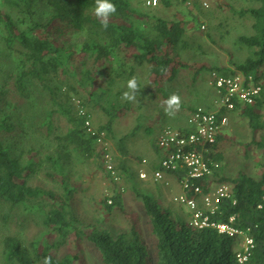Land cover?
<instances>
[{
	"label": "trees",
	"instance_id": "1",
	"mask_svg": "<svg viewBox=\"0 0 264 264\" xmlns=\"http://www.w3.org/2000/svg\"><path fill=\"white\" fill-rule=\"evenodd\" d=\"M257 1L258 4L244 10L252 19L253 32L242 35L241 40L249 47L250 55L244 62L237 64L236 70L231 68H217V70L223 74H232L241 70L253 74L257 81L264 82V75L259 73V67L264 64V0ZM112 2L116 5L117 11L109 18V25L105 29L94 14L95 0H0V25L5 33V41L8 47L15 50L19 59V68L13 77L14 87L25 93L29 88L28 81L38 82L52 98V106L47 110L41 125L46 126L45 138L50 142L53 138L59 141L60 152L46 155V163L53 164L59 173H62L65 167L61 158L71 160V152L78 150L83 157L100 161L98 165L111 176L105 163L104 143L98 141L99 133L89 132L85 124L86 118L90 115L92 124L95 125L93 112L88 105L92 100L100 103L98 96L102 98V93L88 97L86 101H80L86 108L85 116L79 114L78 105L77 111L74 112L73 108H65L72 106L71 96L69 92H66L68 96L65 93L62 95V85H69L68 91L75 89L69 83V75L76 74L79 84L85 85L82 77L78 76L73 61L77 49L84 54H91L96 63L110 57L116 49L127 56H133L137 62L135 72L140 71L142 78L146 81L147 78L150 79L155 86H159L160 82L175 80L179 69L189 67L177 52L180 44L188 46L187 40L184 39L186 29L181 21L154 17L155 23L148 29L144 25L148 14L140 11L130 0H112ZM164 2L168 5L174 2L185 4L193 11L199 9L198 6L189 7L184 0H164ZM38 3H43L48 8L46 18L41 19L36 16L37 13L39 14ZM4 7L7 9H3ZM23 13L28 16L29 20L25 18L28 21L18 19ZM77 33H82L85 40L69 42V37ZM141 66L144 67L143 70ZM114 69L118 78L131 74L134 70L131 68L128 73L126 61L123 59H118ZM87 73L93 84L95 69ZM7 89L8 85L0 87V204L9 205L10 208L16 205L23 206L24 210L31 214L41 213L42 223L57 233V239L52 246H43L38 240L25 242L18 235L3 233L2 220L6 222L10 218L8 212H5L0 215V264H43V259L47 256L52 257V264H84L76 252H68L62 256L56 252L61 245L67 243L71 231H75L78 238H83L98 249L104 264H152V253L140 224L132 217L131 228L127 231L115 232L111 228L99 225H93L90 230H85L80 226L82 220L74 208V189L64 185V192L58 193L28 183V176L39 165L34 155H31L38 152V148L36 143H31L27 144L25 149L17 148L19 151H14L15 142L8 140L6 135L18 127V122L11 102L4 99ZM114 104L115 102H112V105ZM57 106L58 110L62 109L67 115L71 126L67 132L53 137L52 116L54 107ZM263 108L264 95L254 104H237L229 115L236 114L247 118L252 130L257 132L258 129L264 128V124L257 120ZM94 128L98 132L105 130L107 138L113 137V117ZM180 128L186 127L182 125ZM222 134L223 130L216 141L209 144L204 151L220 163L224 158L219 145L223 139ZM30 135L28 132L27 136ZM155 145L158 151L157 143ZM249 145H254L264 153V134L260 137L254 135ZM109 151L111 152L110 148ZM112 156L120 177L123 172L128 177L132 176L133 173L129 170L126 161L120 158L117 162L118 156L113 153ZM142 159L140 158V161ZM262 165L264 167V162ZM159 167L160 162L154 161L148 169ZM220 168L222 169L221 165ZM219 171L215 172L217 177L215 180L231 186L236 203L231 198H226L214 218L222 222H230V218L234 216L232 223L245 230L255 240L251 261L254 264H264V170L256 175L244 170L235 174ZM47 175L55 176L51 172H47ZM166 175L173 176L168 173ZM114 182L118 183L116 180ZM134 188L137 196L143 201L144 211L150 218L157 239V246L155 245L157 264H241L237 260V253L242 249L243 236H230L211 227H194L189 222L187 214L185 217L179 211L172 210L173 207L184 209L183 205L178 203L176 206L171 204L169 207H164L156 197L154 198L138 185ZM111 196L112 203L104 200L107 208L113 209L119 205L120 209L130 217L129 212L122 205V195L116 193Z\"/></svg>",
	"mask_w": 264,
	"mask_h": 264
},
{
	"label": "rangeland",
	"instance_id": "2",
	"mask_svg": "<svg viewBox=\"0 0 264 264\" xmlns=\"http://www.w3.org/2000/svg\"><path fill=\"white\" fill-rule=\"evenodd\" d=\"M130 1L140 11L148 14L147 22L144 20V25L148 29L155 23L154 17L182 22L186 29L184 39L187 40L188 46L180 44L177 52L180 58L189 64V67L179 69L175 80L160 82L159 86H155L150 79L147 78V81L143 79L140 71L135 72L137 62L133 56H127L116 49L110 57L96 63L91 54H84L77 49L73 61L77 74L82 77L85 85L79 84L76 74L69 75V83L75 89L68 91L69 85L63 84L62 95L66 92L70 93L72 106L65 108H73L74 112L77 111L78 100L83 102L102 93V98L98 96L100 103L92 100L88 105L94 115V126L104 124L113 117L114 136L108 138L109 148L116 157L118 156L117 162L120 158L126 161L129 170L133 173L132 176L128 177L123 172L118 183H115L107 171L98 165L100 161L97 162L94 158L87 159L78 150L71 152V160L61 158L65 163L62 173H59L53 164L46 163L47 154L55 155L60 152L58 139L53 138L50 142L45 138L46 126L41 125L47 110L52 106V98L38 82L28 81L29 88L25 93L14 87L13 77L19 68V59L15 50L7 46L1 25L0 87L8 85L4 99L11 102L12 109L16 112L18 127L6 135L8 140L15 142L14 151H19L17 148L25 149L27 144H37L38 152L31 155H34L39 165L28 176V183L58 193L64 192V185L74 189V208L82 220L80 226L85 230H90L93 225H99L111 228L115 232L127 231L131 228L130 218L132 217L140 224L145 241L152 253V264H157L155 255L157 239L153 233L150 218L144 211L143 201L135 193L134 187L138 185L139 188L156 197L164 207H169L171 204L178 205L174 200L177 192L174 191L176 188L167 182V175L157 181L140 179L138 171L146 168L140 158H148L150 168L154 161H159L155 144L164 126L181 127L196 107L215 106L217 92L212 83L213 72H220L217 68L236 70L237 64L244 62L250 55L249 47L241 40L242 35L253 32L252 19L244 10L259 2L257 0H214L211 8L199 7L193 11L185 4L174 2L168 5L164 0H159L156 7H148L146 0ZM37 8L39 14L37 13L36 16L41 19L46 18L48 8L43 3H38ZM25 18L29 20L26 13L18 17L28 21ZM202 24L206 25L205 29L202 28ZM84 40L85 36L82 33L69 37V42ZM118 59L126 61L128 73L131 68H134L133 72L118 78L117 71L114 69ZM94 69L96 76L94 83L91 84L87 71ZM259 73L264 75V64L259 67ZM133 77L136 78L139 86L136 100L134 102L122 100V94L128 91L127 82ZM172 93L179 94L181 106L174 116L169 117L165 115L161 105ZM112 102L115 104L112 105ZM61 110H58V106L54 107L51 126L54 130L53 137L67 132L71 126L67 115ZM257 120L264 124V108L261 109ZM28 132L30 136H27ZM261 134H264V128L254 132L247 118L236 114L229 115V122L223 128V139L219 143L224 153L223 160L219 162L222 169L219 170L226 174H235L244 170L255 175L264 170L262 165L264 153L254 145H249L254 135L260 137ZM47 172L54 173L55 176H49ZM116 193L122 195V205L129 212L130 217L120 209L119 205L113 209L105 205L104 200H108L109 196ZM47 207H49L48 204ZM172 210L179 211L185 217L188 215L186 209L182 207H173ZM5 212H8L10 218L6 222L2 220L3 233L18 235L25 242L38 240L43 246H52L57 239V233L42 223L41 213L31 214L25 211L23 206L16 205L10 208L9 205L2 203L0 215ZM243 245L244 240L242 247ZM56 252L59 256L76 252L84 264H104L98 249L83 238H78L75 231L70 232L67 243L61 245Z\"/></svg>",
	"mask_w": 264,
	"mask_h": 264
},
{
	"label": "built area",
	"instance_id": "3",
	"mask_svg": "<svg viewBox=\"0 0 264 264\" xmlns=\"http://www.w3.org/2000/svg\"><path fill=\"white\" fill-rule=\"evenodd\" d=\"M191 7L210 8L214 0H184ZM159 0H147V5L156 6ZM205 29L206 25L202 24ZM212 83L216 88L217 98L213 107H196L186 119V128L166 125L157 138L158 158L160 167L148 169L150 161L142 159L146 168H141L139 176L142 179L161 180L166 174H172L179 182L182 191L174 196V200L183 205L188 212V220L194 227H211L220 233L230 236H243L244 245L237 253V260L241 264H254L251 259L255 249V240L245 230L230 222H222L214 218L220 211L222 202L231 198L234 203L232 188L228 183L215 180V172L220 163L207 155L204 151L209 144L216 141L225 125L229 122V113L237 104H254L264 95V82L256 80L253 74L241 70L232 74L213 72ZM79 114L87 115L86 108L77 101ZM88 131L98 134V141L105 146L104 157L111 177L119 181L120 175L115 169L112 153L109 151L107 132H98L91 121L90 115L85 121ZM109 203L113 197L109 196Z\"/></svg>",
	"mask_w": 264,
	"mask_h": 264
},
{
	"label": "clouds",
	"instance_id": "4",
	"mask_svg": "<svg viewBox=\"0 0 264 264\" xmlns=\"http://www.w3.org/2000/svg\"><path fill=\"white\" fill-rule=\"evenodd\" d=\"M117 11L116 5L112 0H95L94 14L100 21L103 28L107 29L109 25V18ZM128 91L122 94V100L135 101L136 93L139 91V86L135 77L127 82ZM164 109L165 115L172 117L176 114L181 106V97L178 93H172L161 105ZM43 264H52V257L47 256L43 259Z\"/></svg>",
	"mask_w": 264,
	"mask_h": 264
},
{
	"label": "crops",
	"instance_id": "5",
	"mask_svg": "<svg viewBox=\"0 0 264 264\" xmlns=\"http://www.w3.org/2000/svg\"><path fill=\"white\" fill-rule=\"evenodd\" d=\"M183 125H186V120H185ZM166 180H167V182H170V185H172L174 188H176V189H174V191L177 192L176 194H178L182 191V188H181L179 182L177 181V179L175 177H173L171 175H167Z\"/></svg>",
	"mask_w": 264,
	"mask_h": 264
}]
</instances>
